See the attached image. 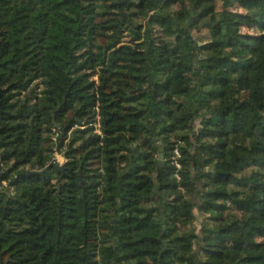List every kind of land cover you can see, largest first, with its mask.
Masks as SVG:
<instances>
[{
	"label": "trees",
	"instance_id": "trees-1",
	"mask_svg": "<svg viewBox=\"0 0 264 264\" xmlns=\"http://www.w3.org/2000/svg\"><path fill=\"white\" fill-rule=\"evenodd\" d=\"M0 179V264H264V0H0Z\"/></svg>",
	"mask_w": 264,
	"mask_h": 264
},
{
	"label": "rangeland",
	"instance_id": "rangeland-1",
	"mask_svg": "<svg viewBox=\"0 0 264 264\" xmlns=\"http://www.w3.org/2000/svg\"><path fill=\"white\" fill-rule=\"evenodd\" d=\"M216 4H218V0H216ZM67 139H68V136L64 140V142H66ZM54 151L56 152V150H54ZM55 152H54V156H55ZM54 156H53V158H54ZM159 160H161V158ZM51 161H53V159ZM64 161H65L64 155H62V156L59 155V157L57 158V162H58L57 164L58 165H61L62 163H64ZM229 209L233 210L234 212H236L238 214L241 212V210H240V208L238 206H231V205H229ZM194 211L197 214V211L196 210H194ZM206 216H207L206 214H204V215L197 214V218H196V220L194 222V226L196 228V233H198L200 235L203 234L202 233V224L205 222V219L204 218Z\"/></svg>",
	"mask_w": 264,
	"mask_h": 264
},
{
	"label": "built area",
	"instance_id": "built-area-1",
	"mask_svg": "<svg viewBox=\"0 0 264 264\" xmlns=\"http://www.w3.org/2000/svg\"><path fill=\"white\" fill-rule=\"evenodd\" d=\"M95 120H96V122L94 123V127H95V132L96 133H98V134H101V131H100V123H99V115L98 114H96L95 115ZM174 153H173V163L177 166V167H179L180 165L178 164V162H177V157H178V151H177V149H174V151H173ZM59 155L60 156H62L63 155V153L62 152H60V151H58V150H56V152H55V156H54V158H53V162L54 163H58L57 162V158L59 157ZM2 165V164H1ZM0 185H2V186H6L7 185V180H1L0 179Z\"/></svg>",
	"mask_w": 264,
	"mask_h": 264
},
{
	"label": "water",
	"instance_id": "water-1",
	"mask_svg": "<svg viewBox=\"0 0 264 264\" xmlns=\"http://www.w3.org/2000/svg\"><path fill=\"white\" fill-rule=\"evenodd\" d=\"M157 157H158V159H160V158H162L163 157V154L162 153H159L158 155H157ZM50 164H53V165H56L58 168H60V165H58V164H56V163H54L53 161H51V163ZM45 169V168H44ZM43 169V170H44Z\"/></svg>",
	"mask_w": 264,
	"mask_h": 264
}]
</instances>
